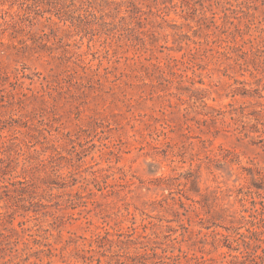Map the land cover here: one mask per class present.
<instances>
[{
	"label": "rangeland",
	"instance_id": "374dc122",
	"mask_svg": "<svg viewBox=\"0 0 264 264\" xmlns=\"http://www.w3.org/2000/svg\"><path fill=\"white\" fill-rule=\"evenodd\" d=\"M196 1L197 10L169 12L158 40L148 34L146 45L138 39L136 46L135 34L122 30L108 52L98 36L81 41L78 31L60 23L64 42L50 36L46 43L56 55L86 53L83 60L92 67L81 82L59 60L55 66L24 59L33 88L41 86L37 72L48 75L50 87L25 115L1 116L21 117L17 135L28 139L2 181L23 180L29 158L37 187H19L34 191L33 202L44 205L0 224V264H125L123 254L142 264L141 247L103 254L96 239L106 231L146 235L161 257L157 264H229L240 255L223 236L250 235L264 203V132L244 134L250 120L242 114L264 111V0H231L237 11L229 20L223 0ZM202 13L207 19L199 26ZM240 44L250 53L236 49ZM243 56L261 81L242 70ZM212 106L229 112L216 124L209 119ZM14 132L1 129L0 141ZM43 136L51 143L62 138L45 169L42 160L51 150L34 152ZM13 202L0 200V208ZM200 217L215 225L206 228ZM147 251L151 258L153 250Z\"/></svg>",
	"mask_w": 264,
	"mask_h": 264
},
{
	"label": "trees",
	"instance_id": "16d2710c",
	"mask_svg": "<svg viewBox=\"0 0 264 264\" xmlns=\"http://www.w3.org/2000/svg\"><path fill=\"white\" fill-rule=\"evenodd\" d=\"M201 1L205 2V0ZM223 1L225 2L222 5L224 6V17L229 20L231 18L230 13L237 11V9L232 7L231 0ZM197 2L196 0H180L179 4L175 0H0V130L10 126L16 131V133L6 136V140L0 141V153L4 154L0 157V200L9 202L14 200L11 206L7 204L0 208V224L11 223L21 210L23 212V214L20 213L21 215H27L30 211H39L38 206L44 205L40 202H33V198H35L34 191L26 190L27 187H19L23 184L37 187L34 186L36 183L32 176L33 171L26 166L29 158L25 157L24 159L23 173L26 177L23 180H9V183L2 181L8 175H11L16 165H18L15 159L18 160L21 154V140L24 143L26 142L25 144L28 141L27 138L18 137L15 127L20 124L21 117H15L14 115L19 112L25 115L26 113H23V111H27L28 106L43 96L50 87L48 75L37 72L35 75H38L41 86L37 89L33 88L32 84L35 79L27 73L29 67L24 63V59H43L47 64H55V66L58 64L55 60H59V65L66 66L65 72L71 76L79 75L81 82L87 78L88 69L92 67L90 62H84L83 60L86 53L75 52L69 55L70 51L64 49L61 54L56 55L54 54L55 49L46 43L50 40V36H53L55 44L64 42V37L58 33V31L64 30L61 29L60 23L67 27L65 31H71L72 29L78 31L81 41L88 37L89 42H91L94 41L95 36H98L102 46L107 47L108 52V47L111 46L112 41L122 36V33H120L122 30H129L135 34L133 44L136 46L139 45L136 42L138 39H141L143 44L146 45L147 40L144 37L148 34H153L158 40L157 35L163 34L165 25L169 22L167 16L171 10L177 7L187 12L192 9L197 10L198 8L195 6ZM202 14L198 20L199 26L200 20L207 19V15ZM230 23L232 24L233 21H230ZM175 34L179 35V33ZM4 36H7L8 39L4 40ZM175 42H177L180 50L183 49L180 41V43H178V40H175ZM90 47L89 45V50ZM236 49L241 51L243 55L250 53L243 50L242 44L237 45ZM46 52H48L47 55H45ZM74 56L76 58L72 60ZM243 58L244 60L239 62L242 70L250 72V75L261 81V77L257 73L258 69L250 68L249 59H245V56ZM70 61H73L74 64L70 65ZM77 67L82 69L81 73ZM50 71H53V68H50ZM27 78H30L31 81L28 86H25V79ZM210 109L209 119L213 124L222 120L223 116L229 113L213 106ZM7 112L14 115L5 119L1 118ZM263 113V110L253 113L242 112L243 116L250 120L244 122V134L250 137L252 131L264 132ZM24 124L28 126V120H25ZM65 136L72 139L71 133H66ZM61 139V137H58L51 143L47 136L38 138L41 143V150L35 149L34 152L46 155L48 150H51V154L42 160L44 169L46 163H52L56 154L60 153L57 142ZM14 164L16 165L14 166ZM10 185L13 188H10ZM26 195H28L27 198ZM20 196H23V203L21 204L17 203L19 200L17 202L15 200L19 199ZM27 202L29 204H26ZM200 221L206 223V228L215 225L214 221L210 224V219L204 217H200ZM260 221L264 222L263 202L261 208L256 209L254 214L252 229H249L250 235L237 233L239 238L236 239H231L230 235L223 236L226 246L240 251V255H233L229 264H264V255L258 252L259 248L264 250V229L259 225ZM134 234L117 233L114 235L106 231L105 234L97 235L96 243L101 250H104L103 254L114 247L120 250L131 247L144 248L145 252L141 255L145 259L141 261L142 264H148L147 260L152 258V261L157 264L160 261L158 259L161 257L155 252L154 247H149L147 236L139 234L135 237ZM233 242L236 243V247H234ZM148 249L153 250L151 258H149L151 254L147 251ZM123 256L127 257L125 264H138L133 260L134 257L128 254H123ZM132 260L134 263L131 262ZM222 264L226 263L222 262Z\"/></svg>",
	"mask_w": 264,
	"mask_h": 264
}]
</instances>
